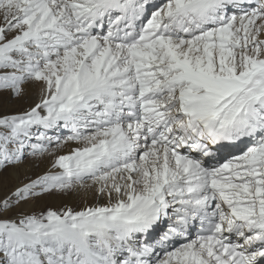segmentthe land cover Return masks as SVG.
<instances>
[{"label":"snow or ice","instance_id":"6c2138e0","mask_svg":"<svg viewBox=\"0 0 264 264\" xmlns=\"http://www.w3.org/2000/svg\"><path fill=\"white\" fill-rule=\"evenodd\" d=\"M0 264H264V0H0Z\"/></svg>","mask_w":264,"mask_h":264},{"label":"rangeland","instance_id":"374dc122","mask_svg":"<svg viewBox=\"0 0 264 264\" xmlns=\"http://www.w3.org/2000/svg\"><path fill=\"white\" fill-rule=\"evenodd\" d=\"M47 200L55 203L54 205L53 204L51 205L49 202H46L47 206L53 207V208L60 207V206H62L63 203H68L69 205H74L75 204V201L69 200L68 198H63V199L50 198V199H47Z\"/></svg>","mask_w":264,"mask_h":264},{"label":"bare ground","instance_id":"6f19581e","mask_svg":"<svg viewBox=\"0 0 264 264\" xmlns=\"http://www.w3.org/2000/svg\"><path fill=\"white\" fill-rule=\"evenodd\" d=\"M46 202H49L51 205L53 204H55V203H53V202H51V201H48V200H44V201H41L40 202V206H45V205H47V203ZM72 202V201H71ZM70 203V202H69Z\"/></svg>","mask_w":264,"mask_h":264}]
</instances>
